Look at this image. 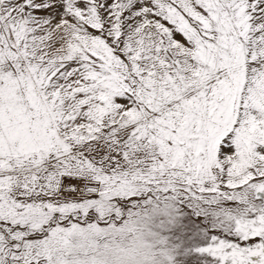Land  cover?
I'll list each match as a JSON object with an SVG mask.
<instances>
[{"label": "snow or ice", "instance_id": "obj_1", "mask_svg": "<svg viewBox=\"0 0 264 264\" xmlns=\"http://www.w3.org/2000/svg\"><path fill=\"white\" fill-rule=\"evenodd\" d=\"M181 259L264 264V0H0V264Z\"/></svg>", "mask_w": 264, "mask_h": 264}, {"label": "rangeland", "instance_id": "obj_2", "mask_svg": "<svg viewBox=\"0 0 264 264\" xmlns=\"http://www.w3.org/2000/svg\"><path fill=\"white\" fill-rule=\"evenodd\" d=\"M180 212L186 215H191V213H187L186 210L181 206ZM185 223H191L193 225L192 229H186V231H190L191 234L187 236V238H183V236H177L175 237V242L179 247H184L185 252L181 255L186 259L187 257H200L193 253L196 246H201L205 243V241L201 238L198 239L195 232L196 229L199 228L200 220H198L195 216H192L191 221H185ZM202 230V229H201ZM197 253V252H196ZM199 254V253H198ZM177 264H184V259L178 260ZM193 264H196L195 260H193ZM201 264H203V261H201Z\"/></svg>", "mask_w": 264, "mask_h": 264}, {"label": "trees", "instance_id": "obj_3", "mask_svg": "<svg viewBox=\"0 0 264 264\" xmlns=\"http://www.w3.org/2000/svg\"><path fill=\"white\" fill-rule=\"evenodd\" d=\"M203 245H204V244H202L201 246H203ZM201 246H200V245H199V246H196V247H195V249H196V248H198V247H201ZM195 249H194L193 253H194L195 255H197V256H201V254H200V253H199V254H198V253H196Z\"/></svg>", "mask_w": 264, "mask_h": 264}]
</instances>
